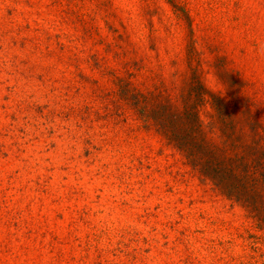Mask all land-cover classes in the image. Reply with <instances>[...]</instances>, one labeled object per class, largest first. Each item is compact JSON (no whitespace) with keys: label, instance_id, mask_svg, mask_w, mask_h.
<instances>
[{"label":"rangeland","instance_id":"obj_1","mask_svg":"<svg viewBox=\"0 0 264 264\" xmlns=\"http://www.w3.org/2000/svg\"><path fill=\"white\" fill-rule=\"evenodd\" d=\"M199 85L264 135V0H0V264H264L133 105Z\"/></svg>","mask_w":264,"mask_h":264},{"label":"trees","instance_id":"obj_2","mask_svg":"<svg viewBox=\"0 0 264 264\" xmlns=\"http://www.w3.org/2000/svg\"><path fill=\"white\" fill-rule=\"evenodd\" d=\"M210 97L220 140L205 130L198 105L191 97ZM134 107L144 121L178 150L192 169L208 179L225 197L238 203L264 234V135L257 120H245L248 131L218 95L192 86L182 106L169 99L148 103L134 97Z\"/></svg>","mask_w":264,"mask_h":264}]
</instances>
